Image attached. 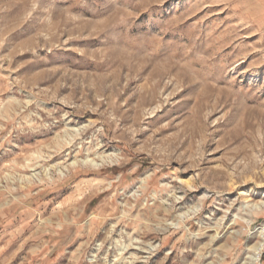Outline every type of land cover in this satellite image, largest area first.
Returning <instances> with one entry per match:
<instances>
[{"label":"rangeland","instance_id":"rangeland-1","mask_svg":"<svg viewBox=\"0 0 264 264\" xmlns=\"http://www.w3.org/2000/svg\"><path fill=\"white\" fill-rule=\"evenodd\" d=\"M263 204L264 0H0V264H264Z\"/></svg>","mask_w":264,"mask_h":264},{"label":"bare ground","instance_id":"bare-ground-1","mask_svg":"<svg viewBox=\"0 0 264 264\" xmlns=\"http://www.w3.org/2000/svg\"><path fill=\"white\" fill-rule=\"evenodd\" d=\"M95 164H96V163H95ZM72 166H73V164H72ZM263 205H264V204H263ZM260 207H261V206H260ZM260 207H259V208H260Z\"/></svg>","mask_w":264,"mask_h":264}]
</instances>
